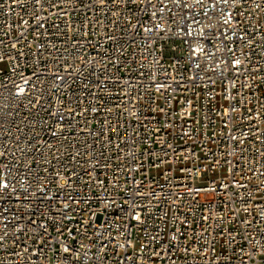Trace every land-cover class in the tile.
I'll return each mask as SVG.
<instances>
[{
	"label": "built area",
	"instance_id": "obj_1",
	"mask_svg": "<svg viewBox=\"0 0 264 264\" xmlns=\"http://www.w3.org/2000/svg\"><path fill=\"white\" fill-rule=\"evenodd\" d=\"M0 264H264V0H0Z\"/></svg>",
	"mask_w": 264,
	"mask_h": 264
}]
</instances>
